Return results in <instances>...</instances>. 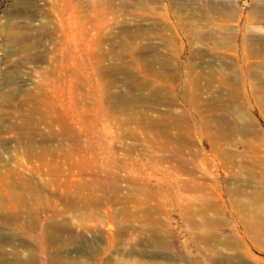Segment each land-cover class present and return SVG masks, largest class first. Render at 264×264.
Here are the masks:
<instances>
[{
	"label": "rangeland",
	"instance_id": "1",
	"mask_svg": "<svg viewBox=\"0 0 264 264\" xmlns=\"http://www.w3.org/2000/svg\"><path fill=\"white\" fill-rule=\"evenodd\" d=\"M0 264H264V0H0Z\"/></svg>",
	"mask_w": 264,
	"mask_h": 264
}]
</instances>
